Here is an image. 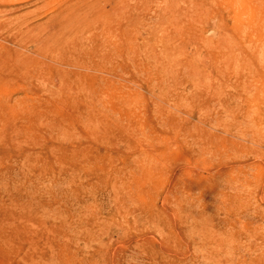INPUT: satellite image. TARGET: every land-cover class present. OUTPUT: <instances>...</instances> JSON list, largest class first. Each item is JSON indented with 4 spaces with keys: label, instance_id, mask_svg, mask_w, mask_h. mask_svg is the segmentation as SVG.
<instances>
[{
    "label": "rangeland",
    "instance_id": "374dc122",
    "mask_svg": "<svg viewBox=\"0 0 264 264\" xmlns=\"http://www.w3.org/2000/svg\"><path fill=\"white\" fill-rule=\"evenodd\" d=\"M0 264H264V0H0Z\"/></svg>",
    "mask_w": 264,
    "mask_h": 264
}]
</instances>
